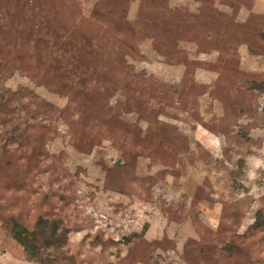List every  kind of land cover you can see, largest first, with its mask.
Wrapping results in <instances>:
<instances>
[{"label": "rangeland", "instance_id": "1", "mask_svg": "<svg viewBox=\"0 0 264 264\" xmlns=\"http://www.w3.org/2000/svg\"><path fill=\"white\" fill-rule=\"evenodd\" d=\"M0 264H264V0H0Z\"/></svg>", "mask_w": 264, "mask_h": 264}, {"label": "trees", "instance_id": "2", "mask_svg": "<svg viewBox=\"0 0 264 264\" xmlns=\"http://www.w3.org/2000/svg\"><path fill=\"white\" fill-rule=\"evenodd\" d=\"M36 223L37 232L44 238L45 242L50 244V242L60 241L59 244L61 245L65 241V229L58 231L59 220H47L39 217Z\"/></svg>", "mask_w": 264, "mask_h": 264}]
</instances>
